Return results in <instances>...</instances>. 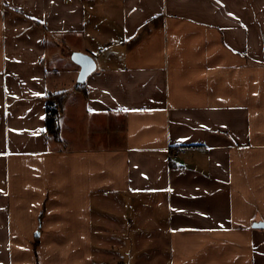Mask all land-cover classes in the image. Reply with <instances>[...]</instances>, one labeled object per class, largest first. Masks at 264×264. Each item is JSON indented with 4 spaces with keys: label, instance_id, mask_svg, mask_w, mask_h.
<instances>
[{
    "label": "crops",
    "instance_id": "1",
    "mask_svg": "<svg viewBox=\"0 0 264 264\" xmlns=\"http://www.w3.org/2000/svg\"><path fill=\"white\" fill-rule=\"evenodd\" d=\"M0 264H264V0H0Z\"/></svg>",
    "mask_w": 264,
    "mask_h": 264
},
{
    "label": "trees",
    "instance_id": "2",
    "mask_svg": "<svg viewBox=\"0 0 264 264\" xmlns=\"http://www.w3.org/2000/svg\"><path fill=\"white\" fill-rule=\"evenodd\" d=\"M78 90L87 96L85 83L78 85ZM68 96L67 91L49 93L47 96V116H46V134L55 138L57 142H61V117L64 111V102Z\"/></svg>",
    "mask_w": 264,
    "mask_h": 264
},
{
    "label": "water",
    "instance_id": "3",
    "mask_svg": "<svg viewBox=\"0 0 264 264\" xmlns=\"http://www.w3.org/2000/svg\"><path fill=\"white\" fill-rule=\"evenodd\" d=\"M72 57L81 66L79 81L83 83L96 70V62L91 56L82 53H75ZM256 226L260 227L261 224Z\"/></svg>",
    "mask_w": 264,
    "mask_h": 264
},
{
    "label": "built area",
    "instance_id": "4",
    "mask_svg": "<svg viewBox=\"0 0 264 264\" xmlns=\"http://www.w3.org/2000/svg\"><path fill=\"white\" fill-rule=\"evenodd\" d=\"M182 152V149H175V150H173V155H178V154H180Z\"/></svg>",
    "mask_w": 264,
    "mask_h": 264
},
{
    "label": "snow or ice",
    "instance_id": "5",
    "mask_svg": "<svg viewBox=\"0 0 264 264\" xmlns=\"http://www.w3.org/2000/svg\"><path fill=\"white\" fill-rule=\"evenodd\" d=\"M231 15V14H230ZM123 111H128V109H123Z\"/></svg>",
    "mask_w": 264,
    "mask_h": 264
},
{
    "label": "rangeland",
    "instance_id": "6",
    "mask_svg": "<svg viewBox=\"0 0 264 264\" xmlns=\"http://www.w3.org/2000/svg\"><path fill=\"white\" fill-rule=\"evenodd\" d=\"M70 80V79H69ZM69 85H71V84H69Z\"/></svg>",
    "mask_w": 264,
    "mask_h": 264
}]
</instances>
